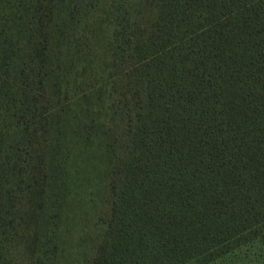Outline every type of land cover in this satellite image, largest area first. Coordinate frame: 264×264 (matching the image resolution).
<instances>
[{
    "label": "trees",
    "instance_id": "16d2710c",
    "mask_svg": "<svg viewBox=\"0 0 264 264\" xmlns=\"http://www.w3.org/2000/svg\"><path fill=\"white\" fill-rule=\"evenodd\" d=\"M91 218L78 264H264V0H0V264Z\"/></svg>",
    "mask_w": 264,
    "mask_h": 264
},
{
    "label": "rangeland",
    "instance_id": "374dc122",
    "mask_svg": "<svg viewBox=\"0 0 264 264\" xmlns=\"http://www.w3.org/2000/svg\"><path fill=\"white\" fill-rule=\"evenodd\" d=\"M92 183V182H91ZM93 186V185H91ZM88 213H83V216L85 218L87 217ZM94 218H91V221L89 219L88 223L83 222L82 220H79V223L75 229V235L71 242L67 243L68 248L66 249L68 253H71V257H66L61 260L62 264H78L79 261L83 258V255L89 254L87 245L84 244L83 246L78 247L77 246V240H80L85 237V235L90 231L94 229ZM254 251L260 253L259 249L257 247L254 248ZM82 264V263H81Z\"/></svg>",
    "mask_w": 264,
    "mask_h": 264
}]
</instances>
